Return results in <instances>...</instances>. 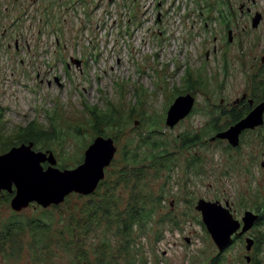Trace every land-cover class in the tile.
I'll use <instances>...</instances> for the list:
<instances>
[{
    "label": "rangeland",
    "instance_id": "obj_1",
    "mask_svg": "<svg viewBox=\"0 0 264 264\" xmlns=\"http://www.w3.org/2000/svg\"><path fill=\"white\" fill-rule=\"evenodd\" d=\"M229 4L57 0L45 31L65 45H0V154L24 142L32 122L46 133L34 149L50 150L61 169L79 164L97 135L117 147L90 194L15 212L14 192L0 191V264H264V124L243 130L235 147L211 140L231 121L226 103L247 91L257 70L255 45L227 43ZM231 4L229 27L239 36V1ZM186 92L191 112L167 126L168 106ZM92 107L115 119L99 123V133ZM183 136L197 141L184 146ZM135 166L142 174L131 177ZM142 198L154 212L129 227L126 209ZM200 198L228 201L238 220L245 210L261 219L219 251L195 209ZM97 200L105 213L89 207Z\"/></svg>",
    "mask_w": 264,
    "mask_h": 264
},
{
    "label": "water",
    "instance_id": "obj_2",
    "mask_svg": "<svg viewBox=\"0 0 264 264\" xmlns=\"http://www.w3.org/2000/svg\"><path fill=\"white\" fill-rule=\"evenodd\" d=\"M193 105L191 93L177 95L166 110L165 124L172 127L191 112ZM263 114L264 101L228 128L217 132L211 140L223 138L235 147L243 130L263 124ZM33 145V141L22 142L0 154V191L14 192L10 200V207L14 211L21 210L32 201L46 208L51 203L62 202L72 192L83 195L92 193L104 178V169L111 163L117 149L112 137L97 135L85 148L79 164L70 169H61L55 166L56 159L50 150H36ZM45 162L47 166L44 168ZM195 209L201 213L202 223L219 251L232 243L233 236L247 231L258 219L257 213L245 210L238 220L233 216L228 201L222 204L219 200L200 198ZM245 242L249 251L254 240L247 236Z\"/></svg>",
    "mask_w": 264,
    "mask_h": 264
},
{
    "label": "flooded vegetation",
    "instance_id": "obj_3",
    "mask_svg": "<svg viewBox=\"0 0 264 264\" xmlns=\"http://www.w3.org/2000/svg\"><path fill=\"white\" fill-rule=\"evenodd\" d=\"M55 1L57 2V0H0V45H15V49H18L19 45H65L60 43L55 34L53 41L47 38V35L54 33L53 29L45 31L48 25V12L53 11ZM232 1L236 0H224L225 3H230L228 9L223 12L224 25L228 31L227 43L257 47V52L251 56L257 63V70L249 77L247 91L226 103L228 113L239 108L245 115L256 104L264 101V0H238L240 12L238 23L241 25L239 36H234V28L229 27L232 25L231 18L235 17ZM55 6L61 8L58 3ZM64 6L69 8L66 4L62 8ZM201 13L204 11L201 10ZM45 17L47 22L42 23ZM248 30L252 32L250 38L247 37ZM39 34L42 37L38 41ZM238 119L231 118L228 126Z\"/></svg>",
    "mask_w": 264,
    "mask_h": 264
},
{
    "label": "trees",
    "instance_id": "obj_4",
    "mask_svg": "<svg viewBox=\"0 0 264 264\" xmlns=\"http://www.w3.org/2000/svg\"><path fill=\"white\" fill-rule=\"evenodd\" d=\"M234 112H236V111L233 110L231 112L232 113V119H234V117L235 118H241L244 115V113H242V110L240 113L233 114ZM98 113H99L98 110H96L95 108L92 109L93 119H94V122L96 123L94 126V130L96 133L101 132L99 129V123H105V125H106V124H110L108 122H113L115 120V119H113V117H111V115L108 116L107 118H104V117H101ZM220 129L221 128H214L213 130L219 131ZM43 134H46V133H43V131L39 130L38 126L36 124H34V122H32L30 125H28L27 128H24L22 130V132L20 134V140H22L24 142H29V141H33V139L34 140L42 139ZM195 141H197L196 136H192V137L183 136L182 145L190 146V145L194 144ZM148 143L151 145H154V146L157 145V143L155 141H151V142L148 141ZM33 144H34V141H33ZM138 167L139 166H135V168L133 167L132 169H130L131 174H132L131 177L142 174V172H138V170H137V169H139ZM128 176H130L129 171L126 172V175L124 176V178H128ZM134 195L141 196L143 194L141 193V194H134ZM140 200L144 202V205L142 204V202H139L138 200H135V201L131 200L134 202V206H130V208L126 209L127 210V217L130 219L129 227L131 225H135V223H137V220H139L140 218L147 216L149 214H152L154 212V209L152 207L147 208L144 198H142ZM94 203L96 204V206H94ZM102 203L103 202H101L100 200H97L95 202L89 201V204H91V205H89V207L91 208V210H100V211H102V213H105L106 208L103 206ZM260 219H261V215H260L259 219H257V220H260ZM1 235H3V233H1ZM208 264H218V261H216V259L213 258V260L210 261Z\"/></svg>",
    "mask_w": 264,
    "mask_h": 264
},
{
    "label": "bare ground",
    "instance_id": "obj_5",
    "mask_svg": "<svg viewBox=\"0 0 264 264\" xmlns=\"http://www.w3.org/2000/svg\"><path fill=\"white\" fill-rule=\"evenodd\" d=\"M14 211V210H13ZM15 212H18V211H15Z\"/></svg>",
    "mask_w": 264,
    "mask_h": 264
}]
</instances>
